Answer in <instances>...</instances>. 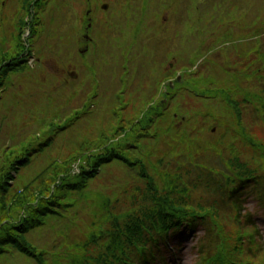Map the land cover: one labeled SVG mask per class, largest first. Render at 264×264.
Here are the masks:
<instances>
[{"label": "rangeland", "instance_id": "obj_1", "mask_svg": "<svg viewBox=\"0 0 264 264\" xmlns=\"http://www.w3.org/2000/svg\"><path fill=\"white\" fill-rule=\"evenodd\" d=\"M28 1L32 2L36 0ZM37 1L40 2L43 0ZM67 1L68 3L65 2L63 5H56L57 0H52L50 6L53 7V10L47 8L44 10L43 14H38L37 10L32 9V13H30V18H33V21L39 20L40 23L45 22V25L48 28L44 31L40 26H35L37 27L36 29L39 27V33H37L34 38L26 40V42L29 41L31 44L35 45V54H37V56L41 55L40 57L44 60L43 69L47 71L44 73L39 72L40 68H37V73L33 72L30 75L34 78L33 83L29 84L21 78L22 73H29L27 67L22 69L18 68L19 72L13 71L6 75V78L4 79V87H11L12 89L9 92L0 94V145L3 146L9 141L18 143L26 137V139H29V143H31L33 139L30 137L31 134L37 135L35 137L43 139L47 132L54 126L53 119L57 120L58 115L61 116L60 120H63V118L66 119L70 115H73L75 118V114L81 116L79 119L75 118L78 121L73 128L66 129L52 142V146L51 148L49 147V150L39 153L29 165L19 171L20 179L16 186V192H8L7 196L8 199H10V197H20L22 194H26L23 198V204H21L24 205V203H30L31 206H29V208L32 210V215L40 212V209H43L44 207L49 208L54 212H46L47 214L45 213L43 217L45 219L47 215V219H45L47 223H45V221L41 223L39 227L35 228L32 236H29L39 247H42L44 250L46 249L47 253L45 252L46 254L44 256L45 264L46 262L47 264H96L100 260L101 252L106 249L107 243L105 237L97 239L95 246L88 243V240L95 235H106L107 229L113 227L110 214L120 216L124 213V210L127 211L130 208L135 211L143 209L144 207L142 208L140 206V201L142 200L143 197L141 196H143L144 193L137 190L136 187H139L140 183L134 181V177L127 175V173L123 172L121 169L111 168L110 165L103 168V172L105 171L103 180L113 182L115 179H118L121 184L127 180L128 185H131V189L128 190L125 195L121 194L118 201L112 200L107 203L105 199L106 196L103 194L106 187L98 185L99 182L94 186L92 185L90 187V183L87 187L82 188L79 192V196L76 194H70L69 190L65 187L66 182H64V180L58 175L55 176L56 171L59 173L72 172L73 169L68 165L72 162H76L79 167L86 166L84 170H91L90 162L99 153L101 146L104 143L98 139L100 135H98L97 129H104L105 125L110 121L105 118H108L112 105H115L116 107H124L125 105V97H117L119 90L118 86L108 82V73H111L112 68H106V64L102 66L98 47L96 46L93 48V50L95 49L97 51L95 56L96 70L94 69V73L91 68L92 64L90 58L88 57L87 59L86 56L80 57L79 53H77L78 43L80 45L79 47L82 48V34L84 33L83 29L82 32H80L78 21L84 19L86 9L84 8L82 12V8L77 6L79 2H75V0ZM96 1L100 4L110 0ZM217 1L220 2V0ZM226 1L230 4L234 14L229 11L231 13L229 17L222 15L225 22H230V18L234 19L240 16H248V6L252 3L251 0ZM257 1L258 4L260 3V6L264 7V0ZM38 2L34 3L37 4ZM144 2L145 0L141 1V17H143L145 13L142 11ZM222 3L218 5L222 6ZM64 4H68L72 12L67 11V14L66 11L63 10ZM210 5L212 4L209 3V6ZM224 6L225 5L223 4V7ZM112 7L109 9L110 12L106 14L99 12L98 9L95 10L96 24L100 28V31H98L97 28L93 31V33L96 31L93 38L97 40V43H100L101 36H106L103 33L104 27L114 13L111 11ZM201 9L199 12H201ZM163 11L164 10L160 11V14H163ZM205 11H207V8L202 10V12ZM25 13L26 12L19 11L18 9L11 11L8 9L2 10V13L0 14V62L5 58L9 59L10 57L17 56L16 53H21V51H19L21 50V47L18 43V34L21 32L20 41L23 46L25 43L23 38L25 39L26 37L24 33L26 29L19 28L21 25L19 24L20 21L18 19L19 16L23 18ZM190 13L195 14L194 6H190L189 14ZM69 15L72 17L75 24L69 23ZM149 15L150 13H146V16ZM15 18L18 22L17 32H13L16 29ZM157 24L158 19L153 22V25ZM170 24L176 25V21L173 20ZM186 24L182 27H185ZM51 26L53 27L51 32L54 36H49L46 39L47 32L50 30ZM200 26L202 25L200 24ZM30 27L31 26H28L27 28ZM33 27L34 26H32V28ZM72 28L73 30H69ZM205 36L208 38V33L205 34ZM149 37L150 35L147 39ZM241 38H243V36H241ZM59 40H62L60 45L58 42ZM179 48V45H175L174 48H167L161 55V48L156 47V51L153 52V54L157 55V64H159L157 68H159L160 65H167L170 63L173 59L171 58L172 53L178 51ZM3 51H8L9 53ZM218 57V53H216L213 60L218 61ZM105 58H108L107 53ZM179 69H182V67ZM51 71H53L52 73L54 75L50 74ZM94 79L97 81L96 85H98L97 92L95 93H99L95 97L93 94V88H91ZM167 81L168 80H164V86H166L165 84ZM136 84L140 85V87H136L139 89V91H136V104L134 107L136 108L135 111L137 114L131 116L127 123L124 122L126 131L130 130L135 122L140 121L145 117L146 112L151 109V106L147 101L152 95H155L149 89L144 98V92L141 91H144L145 83L140 75ZM29 87H39L41 90H33ZM22 88L26 91V95L24 99H19L16 96V92L18 90L22 91ZM193 97L188 96L184 98L189 102L187 108L180 111L183 113L182 115H175L172 112L176 105L173 106V104H171L169 109L166 107V111L164 110L166 114H164V116H167V121L163 122L162 125L165 126L168 121L174 120L172 127L164 136L161 134L159 140L151 142L148 145L149 154L147 156L148 162L146 168L148 169L149 174L153 176L154 181H157V187H162L160 184L166 179V175L172 173L171 164L180 165L183 156L190 154V150L192 152L194 151L191 146L195 149L198 145V141L202 139L211 141L214 143L215 147L219 148L218 151L207 150L205 151L206 153H201L205 154L200 159L202 164L207 166L210 165L212 168H224L229 166L230 163H227L230 157L229 152L233 154L239 152V154H241L248 162H252L253 164L264 162V130H251V128L254 129L251 124L244 125L245 123H242L239 125L238 122H235L236 120L234 118L232 119V116L234 115L232 108L223 109L218 104V107H214L212 109L213 111H210L206 106L198 107L202 101L198 99L193 100ZM90 100H92L91 102L96 103V106H90ZM251 100L253 103H257L253 98H251ZM214 103L216 104L217 101H214ZM88 107L89 110H91L89 112ZM196 109H202L201 113H197L199 116H203V114L208 115L211 121L210 123H212L213 120H215V122L212 123V125L201 129L199 131L201 133L198 134L195 133V120L192 118V120L189 121L190 124L186 123L185 125L184 123L185 127L183 128V132L180 131L178 126L182 127L183 125H180L182 123L179 119L183 116L187 117L188 113L186 112H193ZM159 110L161 111L163 109L159 108ZM220 110L222 113L219 112ZM129 113L130 111L128 112L125 110L121 112L120 115L126 120ZM210 113H212L213 117L210 116ZM197 119L198 118L196 117V121ZM223 119L226 122L231 119V126L223 121ZM85 120H90L91 124H88ZM50 121L52 122V126L46 128L45 125H50ZM115 122H120V120L115 119ZM223 122H225V124ZM58 123L61 122L58 121L57 124ZM169 126L170 124L168 123V127ZM256 127L259 128L258 126ZM27 134L28 136H25ZM233 135L238 137L235 138L234 141L232 140ZM241 135L245 136V139ZM118 139L119 137L117 140ZM223 145H228L229 148L228 146L223 148ZM178 150H181L182 156L180 158H174L175 152ZM3 154L5 156V152H0V158L2 159ZM192 154H194V156L197 155V153ZM18 158L15 157L14 160H17ZM156 163L164 165V168L160 169L161 167L157 166ZM2 168L3 166L0 167V169ZM9 171H12V169ZM179 171H182V168H180ZM162 172L163 176L160 177ZM53 175L55 176L54 178ZM82 180L83 178L81 175L78 178L72 179V181L77 182L78 185H80ZM158 180H160V183H158ZM170 180L171 179H169V181ZM20 188L24 190V193H18ZM151 192L152 197H156V195L160 193L156 187H153ZM81 195L82 199L76 204L73 210H67V208L64 209L62 207L65 201H73L77 198L79 200ZM111 203H113V205ZM57 204L60 205V209ZM57 209L59 211L55 212ZM16 212H22V209H20V211L12 210L11 215ZM61 212L72 217V221L63 218L60 215ZM116 212L118 215H116ZM65 252L72 253L69 254L70 257H66ZM13 254L14 253H10L6 255L5 259L1 258V260L3 259L2 262L8 264H38L34 258L29 257L24 261L21 256L12 257ZM64 256L65 258H63ZM7 258L10 260H7ZM182 262L184 264V261Z\"/></svg>", "mask_w": 264, "mask_h": 264}, {"label": "trees", "instance_id": "obj_2", "mask_svg": "<svg viewBox=\"0 0 264 264\" xmlns=\"http://www.w3.org/2000/svg\"><path fill=\"white\" fill-rule=\"evenodd\" d=\"M34 23L32 26V33L35 30L36 23ZM247 23L248 26H252V22H250L248 19L245 22ZM47 32V38L49 36H54L53 33ZM213 31L215 32V39L212 38L211 40H217V42H221V37L226 33L224 29H222V26L220 24L214 25L210 24V26H206V28L202 31V27L199 29H195V26L192 30V33L194 36L198 37L193 39L192 48L188 53L191 52V57L189 59H193L195 56H198L199 53L202 50V44L207 38L205 34H212ZM20 36L21 32L18 34V43L20 45L19 51H22V49H25V45H21L20 41ZM168 36L163 35V38L168 42L169 40L167 39ZM175 37H173L174 40ZM260 49H256L255 52H252L250 54V57H246L245 60H243L246 65L249 64L252 61H256L258 56L255 57L257 52L259 53ZM5 53H9L8 51H3ZM260 53L262 54V58L264 57V44L261 45V50ZM18 55V53H16ZM18 58L16 57L15 59H9L5 58L3 61L0 62L4 68H1L0 70V89L4 87V79L6 78L7 73L12 70L16 69L21 66L23 61H18ZM10 61H13L12 63L8 64ZM3 63H5L3 65ZM14 63V64H13ZM256 63V62H255ZM254 63V64H255ZM13 64V66H11ZM253 64V65H254ZM228 64H225L224 72L228 71L227 66ZM236 68V71L232 72L231 74H236L239 72H242L244 68H241V66L238 65H233ZM244 67V66H243ZM259 66L257 68H253V74L256 75L258 71ZM124 72V71H123ZM113 77L114 81L119 83L121 80V76ZM237 81L236 84L234 85L233 83L230 82L228 79L229 77L226 76L225 79L220 80V82L217 83H211L213 82V78H200L203 81L205 80V84L208 87L201 88L199 86H194L192 88V92H195L196 96H200L203 98H208V99H201L202 103L206 106L207 109L210 111H213L212 109L215 107H218V104L220 105L221 108L223 109H233L234 111V116L235 119H239L238 123L241 125L243 123V120L241 121V117L244 118V112L242 111V106L245 108L252 109L253 111L255 110L256 115L255 117L251 116V118L247 119L244 125L246 124H251L253 125L255 131H260L264 130V81L261 82L259 80H254V82L249 86L248 89L247 87L244 86L245 89L239 88V80L240 76H236ZM211 78V77H210ZM117 80V81H116ZM211 80V82L209 81ZM184 82L185 84H188V79L184 77ZM177 83L176 85H178ZM242 87V86H240ZM238 88V89H237ZM251 89V90H250ZM170 89L167 90L166 95L168 96V99H170L171 96L176 99L177 103V108L180 111L181 110V99L177 94H174V91H169ZM187 91V90H186ZM247 91V94H246ZM260 91V92H259ZM121 89L118 90L117 97L120 98L121 94ZM189 94V92L187 91ZM260 93V94H259ZM94 94V92H93ZM251 95L254 101L257 103H253L251 100ZM165 97V96H164ZM163 97V98H164ZM214 101H217L215 104ZM121 110L119 107H113V112L114 114L111 115L110 121L107 123V125L104 127V129H97L98 130V137L99 140L103 141L104 143L101 146V152L98 153L92 160H91V173L89 172H83L84 167H80L82 169V173L76 176H82L83 180L80 183V185L73 184L72 178L71 177H65L62 176L61 179L66 182H70L69 184V189L71 190V193H77L79 195V192L84 186H86L87 182L90 180L92 176L98 175L100 172L101 168L105 165H110L111 168H117L121 169L123 172L127 173V175H131L134 177V181L139 182V187L137 186V190L139 191H146V186L148 187V191L151 192L153 187H156V189L162 190V195L159 197V200L157 204L159 205L157 207L158 211V219H161V224L163 226V229L165 228H170L172 226L178 227V225L181 223L179 222L178 224L175 223L174 218L172 216H167L164 212V210H170V211H176L177 212H183L186 214L192 213V211H196V208H201L202 205V200H198V202L192 201L190 198V193L193 191L194 187H200L201 190H203V197H206L204 194L206 192H211L215 197L223 199L220 194H226L229 192V195L234 194L236 190V187L238 186L237 184L240 182V186L244 187L245 183L251 181L254 177V173L252 170V162H248L241 154H233L229 152V159L227 163H230L229 166H226L224 168H212L210 165H204L201 162V157L205 154L201 153H206L205 151H218L219 148L215 149L214 145L210 147L209 142L206 140H202L203 143L199 144L198 146L203 147L200 152L197 153L196 156L193 158H186L183 156V159L179 164L172 165V173L166 175V179L160 184L162 187H157L158 185L156 184L157 181H154L153 176L149 174L146 168V164L148 162L147 156L148 153L146 152H140V146L148 139H152L155 141L156 133L157 130L155 128V123L153 119V114L159 115L160 110L159 107L154 105L151 107L149 111L146 112L145 117H143L140 121L135 122L134 126L126 131L125 129V123L129 121L130 117H127L126 120L121 117V112H118L117 110ZM222 113V111H219ZM189 119L187 121L189 122L194 118L197 123L194 128H196V131L200 129H204L206 126L212 125V123L215 122L213 120L212 123H210V118L208 115L203 114V116H199L197 113H194V115L191 117V113ZM77 114H75V118ZM210 116L213 117L212 113H210ZM233 117V116H232ZM67 121L61 122V123H54L53 127L51 128L50 131L47 132L46 136L43 139H40L39 137H35L37 135L31 134L30 137H32L31 143H29V139H24L20 142H8L4 147L0 148V152H5V156L3 154V159L0 158V167L3 166L2 169H0V259L3 257L5 259L7 254L10 253H22L27 257H31L34 259H37L40 264H44L42 259L44 258L45 254L47 253L46 251H42L38 249L37 246L32 245L28 243L24 239V234L29 232L32 228H36L38 225L41 224V218L42 216L45 215L46 212L48 213H54L51 211V209L44 207L43 209H40V212L35 213L32 215V210H30L29 206L30 203L23 204L24 201V196L26 194H22L20 197H10L8 199V191L10 190V186L8 184L9 178L7 172L8 169L16 170L21 167H24L28 165L33 157L38 153L43 151L49 144L50 142L52 143L54 140L55 134L58 132V130L62 126L65 125L67 122L73 121L74 116L70 115L67 117ZM115 119L120 120V122H115ZM223 121H225L223 119ZM231 119L227 120L226 123L228 125L231 124ZM125 122V123H124ZM187 122V123H188ZM202 122V123H201ZM225 122H223L225 124ZM190 124V122H189ZM46 128H49L52 126V122L50 121V125L46 124ZM231 126V125H230ZM258 126L259 128H257ZM184 128V127H183ZM183 128H180V131L183 132ZM45 130V129H44ZM41 134V133H39ZM25 136H28L25 135ZM198 136V135H197ZM196 136V137H197ZM119 139L117 140L116 138ZM192 137V135H191ZM233 137H235L233 135ZM31 140V139H30ZM206 143V144H205ZM212 143V142H211ZM257 143V142H255ZM214 144V143H213ZM228 146V145H226ZM225 146V148H226ZM173 148V146H172ZM229 148V146H228ZM174 149V148H173ZM264 149V148H263ZM223 153L226 155V153L223 151ZM19 155V156H17ZM182 156L181 150H178L175 152V157L174 158H180ZM18 158L17 160H14V158ZM2 161V162H1ZM191 161V162H190ZM194 161V162H192ZM199 161V162H198ZM160 169L164 168V165H160ZM180 168H182V171H179ZM185 168V169H184ZM65 169V168H63ZM110 169V168H109ZM62 170V169H61ZM60 171V170H59ZM191 172V174H190ZM59 172L56 171L55 176H59ZM53 175V178L55 177ZM163 176V172L160 177ZM75 177V176H74ZM73 177V178H74ZM78 178V177H77ZM169 179H171L169 181ZM63 182V183H64ZM158 183H160V180H158ZM261 189H264V179L261 182ZM194 186V187H193ZM239 186V187H240ZM250 186H254L256 191L261 193L259 186H255V184L251 183ZM131 189V185H128V181L125 180L123 184L118 181V179H115L113 182H111V185L108 186V188L104 189V195L106 196V202H110L112 200L118 201L119 196L121 194H126L128 190ZM135 189V188H134ZM136 190V189H135ZM152 193V192H151ZM134 194V192H133ZM132 194V195H133ZM83 195V193H82ZM82 195L79 197V200L77 203L82 199ZM132 197V196H131ZM224 197H226L224 195ZM18 198V200H17ZM220 199H218L220 201ZM69 202V201H68ZM67 202V203H68ZM22 203V204H21ZM113 205V203H111ZM17 205V206H16ZM53 206V205H51ZM140 206L142 207V203H140ZM54 208V207H53ZM20 209L23 210L24 212V217H22L21 213H18V215L13 214L11 215V211H20ZM47 214V213H46ZM131 214H138L137 211L134 209H128L125 211L121 217L114 216L110 214V217L112 218V228L107 229L106 235L101 234L92 236L91 239L88 240V243L92 244L95 246V242L97 239L101 237H105V240L108 244L107 248L101 252L100 254V260L96 264H108V260H110L109 255L113 254V256H117V247L119 240L121 238V233L123 231V227L129 226L128 219H130ZM168 217L167 219L164 218ZM193 216H196L194 213L192 214ZM47 216V215H46ZM21 217V218H20ZM129 217V218H128ZM122 218L123 221L119 222L118 220H121ZM126 218H128L126 221H124ZM12 220H16L14 223ZM176 220H181L180 218ZM12 221V222H11ZM168 222V224H166ZM154 226V222L151 223ZM137 227V226H136ZM135 227V228H136ZM138 230V229H136ZM140 231V230H139ZM136 232L134 229L130 227L123 233V238L127 239V249H129L133 244L132 239L134 240L136 235H141V232L139 233ZM103 233V232H102ZM130 243V244H129ZM46 252V253H45ZM67 253V252H65ZM64 253V254H65ZM72 252H68V254L65 256L70 257L69 254ZM79 255V254H78ZM65 256L63 258H65ZM81 256V255H80ZM2 259V260H3ZM7 260H10L7 258ZM1 261V260H0ZM0 264H8V263H3L2 261ZM86 264V263H84ZM89 264V263H87Z\"/></svg>", "mask_w": 264, "mask_h": 264}]
</instances>
